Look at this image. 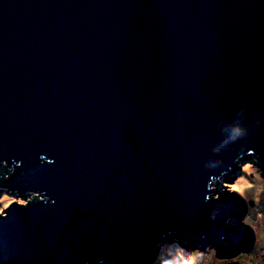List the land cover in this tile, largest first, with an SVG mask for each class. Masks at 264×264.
<instances>
[{
	"label": "water",
	"instance_id": "1",
	"mask_svg": "<svg viewBox=\"0 0 264 264\" xmlns=\"http://www.w3.org/2000/svg\"><path fill=\"white\" fill-rule=\"evenodd\" d=\"M261 160L264 0H0V161L21 165L0 188L54 201L0 218V264L236 259L255 237L221 172L264 181Z\"/></svg>",
	"mask_w": 264,
	"mask_h": 264
},
{
	"label": "clouds",
	"instance_id": "2",
	"mask_svg": "<svg viewBox=\"0 0 264 264\" xmlns=\"http://www.w3.org/2000/svg\"><path fill=\"white\" fill-rule=\"evenodd\" d=\"M241 124H245L247 125V115H246V110H241L235 119H225L224 121H222V126L227 129L228 127H230L231 125H241ZM236 131V135H242L244 132V129L241 127H236L235 129ZM216 151H218V148L216 147L215 149ZM41 161L46 163V164H53L54 161L51 159H48L45 156H41L40 157ZM15 164V167H11L9 166V164L6 161H0V177H2L4 180H8L11 179V175L10 174H6L4 172V169H9V173L15 172V168L16 167H20L21 165L17 162H13ZM208 166L211 168H219V169H224L222 166V162L221 160H219L216 157H213L209 160L208 162ZM258 166L264 170V161H259L258 162ZM253 168V164L252 163H246L243 167V172L244 173H251ZM228 171H231V169L229 168ZM225 172H221V175H225ZM216 175H213L210 178V183L208 184V190L210 192H215L217 193L218 189L213 187V184L216 181ZM256 181H260L259 185H257L256 183L250 182L248 179H245L243 176H240L238 178L235 179L234 183L231 184H225L224 187L225 188H229L231 190L232 193H236L239 194L241 197H245V199H247V193L250 191H255L256 192V199L254 201H250L249 202V208H248V216L245 219V222L248 223L249 220V215L251 212V209L253 207V205H260L261 204V198H264V181L261 180L260 176H255ZM29 199H23V198H18L17 196L13 195L11 193V191L7 188H0V218L3 219H8V212L9 210L12 208L13 205H17V203H19L20 205H22V207L27 208L29 207V205H31L32 203H34L36 200H40L41 202L47 204L49 202H53L51 201V198L42 192H29L28 194ZM212 197L213 196H208L206 197V200L208 201H212ZM216 200H219V194L215 195ZM219 211V207H217L216 209H214L211 213V219H214L217 212ZM264 216V208H262V211L260 212L259 216H257L256 218L253 219L252 224L254 226V228H256V230L258 231V233L264 234V220L261 219V217ZM159 245L157 244V247ZM168 245H165L164 248L161 249V252L164 251V249L168 248ZM172 249L174 251H178L182 254H188V249L180 244L179 240L175 241L173 245H171ZM211 252V254L215 257V251L214 250H209ZM197 256L201 255V253L197 252L196 253ZM249 260H254L255 264H264V240H261L258 244H257V254L253 257H243V264H246L247 261ZM154 264H168V262L162 261L160 259L159 256H157L155 258ZM188 264H191V261H188Z\"/></svg>",
	"mask_w": 264,
	"mask_h": 264
},
{
	"label": "rangeland",
	"instance_id": "3",
	"mask_svg": "<svg viewBox=\"0 0 264 264\" xmlns=\"http://www.w3.org/2000/svg\"><path fill=\"white\" fill-rule=\"evenodd\" d=\"M248 163L246 161H238L236 163V166L233 168L234 170L230 171V173L225 174L222 180V186L224 187L225 184H231L235 182V179L243 176L245 179H248L250 182L255 183L256 179L255 176H257L258 174L256 173V171L254 170V168H252L251 173H244L243 172V167L244 165ZM260 181H258V183H256L257 185H259ZM224 189L228 192H231V190L229 188H225ZM18 197V196H17ZM18 198H23V197H18ZM245 199V197H243ZM26 199L27 198H23ZM256 199V192L255 191H250L247 193V199L246 202L249 203L250 201H254ZM18 205H20L19 203H17ZM262 208H264V198H261V204L260 205H253L250 215H249V220L248 223H252L253 219L256 218L257 216H259L260 212L262 211ZM248 216V212L247 215L245 216V218L243 219V221L246 219V217ZM262 220H264V216L261 217ZM242 238H243V243L247 241L249 234L247 233H242ZM257 244L255 243L253 245V247L248 250V252H246L244 257H253V255H256L257 253ZM187 257L185 256V254H182L180 252L175 253V255L166 262H168V264H188V261H191V264H208L196 257H193L189 254H186ZM190 259V260H187Z\"/></svg>",
	"mask_w": 264,
	"mask_h": 264
},
{
	"label": "snow or ice",
	"instance_id": "4",
	"mask_svg": "<svg viewBox=\"0 0 264 264\" xmlns=\"http://www.w3.org/2000/svg\"><path fill=\"white\" fill-rule=\"evenodd\" d=\"M246 209L249 208V205H245ZM221 209L219 208V211L217 212L220 214ZM219 215H216L213 221H215L218 218ZM243 226L245 231H251L254 234L255 237V243L258 244L261 240H264V234L258 233L256 228L252 224L246 223L245 220L243 221ZM214 247L209 246L208 249L211 250ZM248 252L247 249H241L235 254L236 259H229L225 258L222 254L221 251L218 248H215V256L217 257L216 261L217 264H242L243 260V253Z\"/></svg>",
	"mask_w": 264,
	"mask_h": 264
},
{
	"label": "trees",
	"instance_id": "5",
	"mask_svg": "<svg viewBox=\"0 0 264 264\" xmlns=\"http://www.w3.org/2000/svg\"><path fill=\"white\" fill-rule=\"evenodd\" d=\"M175 253H178V251H173L171 254H169V256L165 259V262L167 261V259L170 260L175 255ZM185 256L187 257V255H185ZM253 256H255V255H253ZM187 260H190V259H187ZM242 264H243V262H242ZM246 264H255V261L254 260H249V261L246 262Z\"/></svg>",
	"mask_w": 264,
	"mask_h": 264
},
{
	"label": "bare ground",
	"instance_id": "6",
	"mask_svg": "<svg viewBox=\"0 0 264 264\" xmlns=\"http://www.w3.org/2000/svg\"><path fill=\"white\" fill-rule=\"evenodd\" d=\"M234 170V169H233ZM255 183H258V181H255ZM257 246V245H256Z\"/></svg>",
	"mask_w": 264,
	"mask_h": 264
}]
</instances>
